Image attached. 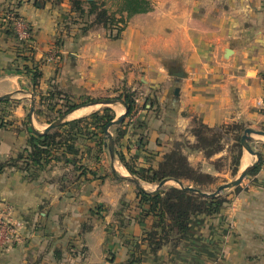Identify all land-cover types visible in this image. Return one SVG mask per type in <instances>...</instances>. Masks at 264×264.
Listing matches in <instances>:
<instances>
[{"label": "crops", "instance_id": "crops-1", "mask_svg": "<svg viewBox=\"0 0 264 264\" xmlns=\"http://www.w3.org/2000/svg\"><path fill=\"white\" fill-rule=\"evenodd\" d=\"M150 2L149 11L132 15L113 37L114 31L104 27L82 32L89 16L71 10L70 0H41V5L38 0H0V17L11 9L30 28V39L21 41L0 18V95L9 93L13 100L4 109L0 105V161L27 146L30 97L36 131L48 124L36 110L52 101L54 109H46L52 117L62 107L63 95L48 99L53 90L74 102L124 88L134 91L137 107L124 116L122 128L124 141L135 140L137 148L119 149L135 156L136 167H156L176 142L193 143L189 129L194 119L230 129L240 125L241 133L245 127L264 129V0ZM27 46L41 70L35 86L32 72L23 67L32 62L17 56L20 51L30 57ZM225 48L231 51L226 54ZM177 62L182 78L170 73ZM100 105L105 104L85 103L62 122L86 117ZM111 107L114 118L125 111L120 102ZM91 130L78 135L72 150L61 147L31 177L15 166L0 172V210L10 205L12 219L22 223L17 238L0 246V264H127L131 253L136 264H264L260 166L247 175V184H239L228 205L192 218L184 244L151 254L140 239L150 220L140 217L138 186L113 175L131 174L107 155ZM188 159L213 170L209 161L214 156L192 152ZM76 165L95 175L87 173L85 179ZM139 181L142 189L155 190L156 185L148 189L149 182Z\"/></svg>", "mask_w": 264, "mask_h": 264}, {"label": "trees", "instance_id": "trees-1", "mask_svg": "<svg viewBox=\"0 0 264 264\" xmlns=\"http://www.w3.org/2000/svg\"><path fill=\"white\" fill-rule=\"evenodd\" d=\"M52 1L56 3L60 0ZM108 1L110 2L109 5ZM70 2L71 10L76 14L83 16L87 13L89 16L80 27L82 32H86L92 28L104 27L110 29V31H114V33H111L113 37L120 35L132 15L147 12L152 8L150 0H70ZM3 16L0 18L4 19L7 17L6 25L8 32H10L12 30L11 20L20 15L9 9L6 13L4 12ZM3 23L4 21H0V25H3ZM29 39L30 37L27 40ZM27 50L30 52V57L19 54L20 51L17 56L22 60H30L32 62V67H29V64H24L23 67L32 72V80L35 86L39 82L41 70L39 62L33 57L32 47L27 46ZM55 94L57 96L63 95L61 98L65 100L62 107L55 109L56 114L54 117L47 119L48 123L58 117L64 118L69 112L85 103L97 102L103 99L99 97L88 98L81 102H74L59 90H53L48 99H51ZM115 97L123 103L126 109L125 117H129L134 113L137 107L134 91L124 88ZM12 101L10 99H3L0 101V105L4 109ZM54 106L55 104L52 101L46 103L47 110L54 109ZM46 109H38L36 111H40L44 116L48 117ZM113 118V110L106 106L101 110L92 112L86 117L73 121H64L56 128L45 133H37L33 129H29L27 146L18 151L15 157L9 156L1 160L0 172L6 168L15 166L26 171L27 175L31 177L36 167L45 168L51 159L56 158V154L61 147H65L68 151L72 150L73 142L79 134L91 127L90 135H100L105 124ZM25 123L26 127L29 128L28 122L26 121ZM123 124L124 120L115 126L116 137L114 140L123 136ZM138 125L141 124L139 123ZM242 128L240 125L231 126V129L237 130V132L242 130ZM229 130V126H208L194 119L189 129V132L195 138L194 142H176L161 156L156 167H136L137 165L132 157H126L118 149H115V153L127 171L141 180L149 183H158L164 178H170L182 182L186 181L188 183L185 185H192L205 190V186L213 182L214 173L204 170L201 165L193 166L189 162L187 154L202 152L206 159H210L214 154L223 150L224 139H226V134ZM239 139L240 134L237 135L236 133L229 147V151L232 154L231 168L233 174H236L238 170L239 160L242 155V146ZM262 157L263 152L260 151V159ZM209 162L215 165L214 160ZM259 166L260 160L249 174L255 173ZM75 168L80 170L81 175H85V179H87V173L95 175L93 171H90L83 165H76ZM113 175L118 178V173L114 172ZM235 188H238V186ZM137 198L140 217L150 220L149 226L143 229L140 239L147 244L151 254L157 253L162 248H166L168 252H171L184 244L188 239L192 218L201 214H213L218 208L224 206V202L226 201L221 195L207 197L175 185L162 187L153 191L138 188ZM137 261L135 253H131L127 264H136Z\"/></svg>", "mask_w": 264, "mask_h": 264}, {"label": "water", "instance_id": "water-1", "mask_svg": "<svg viewBox=\"0 0 264 264\" xmlns=\"http://www.w3.org/2000/svg\"><path fill=\"white\" fill-rule=\"evenodd\" d=\"M38 5H41V0H38ZM230 51H231L230 48L224 49V52L226 54H228ZM170 73L177 78H182L185 76V73L182 71V67H181L180 62H177L174 66H172L170 68ZM10 97H11V94H9V93L0 95V101L3 99H9ZM117 102L122 103L117 98L107 97V98L102 99L101 101L92 102L89 104L102 103V104L106 105V104H114ZM125 111H126V109H125ZM125 111L122 114H120V115L116 116L115 118H113L112 120H110L109 122H107L103 128L104 138L107 140L106 141L107 150L109 152L111 159H115L116 153H115V147H114V138H113L112 132L110 130V127L119 124L123 120V118L125 116ZM33 114H34V99H33V97H30V104L28 107V118H29V123L31 124V129L34 130L33 122H32ZM62 121H63V117H58L57 119L48 123L42 131H36V130H34V131L37 133H45V132L59 126L62 123ZM254 136H264V129H254L251 127H245L242 134L240 135L239 142H240L243 149H245L247 152H249L250 154H252L256 157V160L253 163H251L250 165L244 167V169H242L234 179H231L229 181L218 184L217 187L215 188V190H213L211 192L204 191V190H202L198 187H194L192 185H185L180 180L170 179V178H164V179L160 180L156 184L155 190L162 188L163 186H165L166 182L173 180L181 188H184V189L189 190V191H193L197 194H201V195H204L207 197H214V196L219 195L226 188H231V187L237 186L238 184H240L242 179L244 177H246L249 174V172L258 164V162L260 160V151L254 149L252 146V141L260 140V139L255 138ZM112 167L114 169V166H112ZM118 178L122 179V180L133 182L138 186V188L142 189L139 178L136 176L126 175V174H118Z\"/></svg>", "mask_w": 264, "mask_h": 264}, {"label": "rangeland", "instance_id": "rangeland-1", "mask_svg": "<svg viewBox=\"0 0 264 264\" xmlns=\"http://www.w3.org/2000/svg\"><path fill=\"white\" fill-rule=\"evenodd\" d=\"M98 1H101V0H98ZM110 4V2L108 1V5ZM111 8V7H110ZM7 19V17L5 18V20ZM12 31H13V28H12ZM14 32V31H13ZM22 64V63H21ZM118 93H116L115 95H109V96H105V97H102L103 99L104 98H107V97H114V98H116L115 96L117 95ZM89 97H87L86 98V100L88 99ZM93 98H98V97H93ZM100 98V97H99ZM111 105L112 104H106V105H100V109L99 110H101L103 107H106V106H108V107H110V108H112L111 107ZM52 117H54V115L52 116ZM52 117H47V116H44V118H45V120H47V119H49V118H52ZM55 119H57V118H55ZM55 119H53V120H55ZM118 125V124H117ZM117 125H115V126H117ZM115 126H112V127H110V130H111V132H112V135H113V138L115 139V137H116V133H115V130H114V128H115ZM56 128V127H55ZM230 131H231V129H230ZM230 131H228L227 132V134H226V139H224V143H223V145H224V148H223V150L224 151H226V152H224L223 154H221L220 156H215V154L213 155L214 156V161H215V165L214 164H211L212 166H211V168L213 169V170H211V171H209V172H212V173H214V180H213V182L212 183H210V184H208L207 186H205V190L204 191H208V192H211V191H213V190H215V188L217 187V185L218 184H220V183H223V182H226V181H229V180H231V179H234L237 175H238V173L242 170V169H244V167H246V166H248V165H250L251 163H253L255 160H256V157L254 156V155H252V154H250L249 152H247L245 149H243L242 148V155H241V157H240V160H239V166H238V170H237V172H236V174H233L232 173V165H231V159H232V154L230 153V151H229V147H230V145L232 144V142H233V138H234V136L236 135V133H237V135H241L242 133H241V130L240 131H236V132H230ZM99 132V131H98ZM231 133V134H230ZM124 135V134H123ZM91 137H93V138H95L98 142H99V144L98 145H101L102 146V148H103V150L107 153V155H108V150H107V146H106V139L104 138V133H103V130H102V132H101V134L100 135H97V136H92V135H90ZM131 137V136H130ZM254 137H257V138H259L260 140H254V141H252V146H253V148L254 149H256V150H258V151H262L263 152V154H264V136H254ZM131 138H133V137H131ZM77 139V138H76ZM76 139H75V141H76ZM142 139V138H141ZM128 140H130V138L128 137L127 139H126V141H124V137L122 136L121 138H117L116 140H114V147H115V149H118V150H120L121 151V149H119V148H124V147H127V145H128V147L130 146V149H136L137 148V145H135V140H132V141H128ZM75 141L73 142V144L75 143ZM101 141V142H100ZM129 142H131V143H129ZM227 143V145H225ZM125 144V145H124ZM144 145H141V147H143ZM101 148V149H102ZM171 147H169V149H170ZM168 149V150H169ZM168 150H166V151H168ZM222 150V151H223ZM130 151V150H129ZM165 151V152H166ZM221 151V152H222ZM164 152V153H165ZM163 153V154H164ZM219 153V152H218ZM217 153V154H218ZM163 154H161V156L163 155ZM126 155H128L129 157H132V159L134 160V157L135 156H133V154H132V156H131V154H129L128 152H127V154ZM135 155V154H134ZM188 155H189V153L187 154V158H188ZM249 155V156H248ZM245 157H247L248 158V161L247 162H244L245 161ZM115 159L116 160H118V158H117V155L115 156ZM160 159H161V157H160ZM159 159V160H160ZM158 160V161H159ZM189 160V159H188ZM117 162H120L119 160L117 161ZM189 162H190V160H189ZM191 163V162H190ZM121 164V163H120ZM137 165V164H136ZM193 166H197V165H193ZM206 171H208V170H206ZM133 176H135V175H133ZM137 177V176H136ZM248 176H246V177H244L243 179H242V181L244 182V184L243 185H245V184H247L248 182L247 181H245L246 180V178H247ZM242 181L240 182V183H242ZM184 184H187L188 182H183ZM157 183H150V184H146V185H148V186H146L148 189H150L151 188V186H155ZM171 185H175V186H178V184L175 182V181H173V180H171V181H168V182H166V184H165V186H163V187H167V186H171ZM238 187H239V184L237 185ZM236 187V186H235ZM235 187H231V188H226V189H224L219 195H221L222 197H224L225 199H226V201L224 202V206H226V205H228L229 204V202L231 201V196L234 194V192H235V190L237 189V188H235Z\"/></svg>", "mask_w": 264, "mask_h": 264}, {"label": "built area", "instance_id": "built-area-1", "mask_svg": "<svg viewBox=\"0 0 264 264\" xmlns=\"http://www.w3.org/2000/svg\"><path fill=\"white\" fill-rule=\"evenodd\" d=\"M12 28L17 38L27 41L30 37L29 25L19 16L11 20ZM260 168L264 171V154L260 159ZM12 207L6 205L0 210V246L11 244L18 236V230L22 226L21 221L12 219Z\"/></svg>", "mask_w": 264, "mask_h": 264}, {"label": "bare ground", "instance_id": "bare-ground-1", "mask_svg": "<svg viewBox=\"0 0 264 264\" xmlns=\"http://www.w3.org/2000/svg\"><path fill=\"white\" fill-rule=\"evenodd\" d=\"M249 156V155H248ZM248 161V158L247 157H245V161L244 162H247Z\"/></svg>", "mask_w": 264, "mask_h": 264}]
</instances>
